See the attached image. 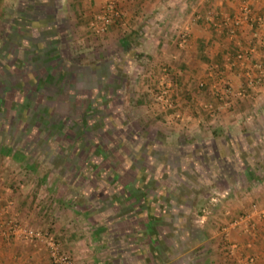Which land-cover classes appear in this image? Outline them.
<instances>
[{"label": "crops", "instance_id": "crops-1", "mask_svg": "<svg viewBox=\"0 0 264 264\" xmlns=\"http://www.w3.org/2000/svg\"><path fill=\"white\" fill-rule=\"evenodd\" d=\"M115 2L119 15L104 29L106 38L117 41L125 31V38H145L146 43L160 46L174 42L173 31L188 28L193 45L212 50L205 57L215 62L231 60L225 65H234L226 74L229 87L233 91L242 87L249 95L230 96L228 105L217 104L215 115L200 121L201 127L207 128V143L195 145L183 163V158L177 160L176 155L157 158L154 149H135L134 157L129 155L131 160L127 161L128 153L118 154L116 147L123 140L134 139L113 132L115 119L108 129L109 145L120 164L107 165L110 149L99 151L103 145L96 143L101 136L90 139L74 131L58 133L53 110L59 100L57 78L62 75L58 66L63 63L57 52L58 28L70 26L76 33L85 26L90 30L97 0H0V25L7 28L0 41V120L13 111L19 122L24 124L29 118L31 127L45 130L40 135L37 131L32 135L14 134L23 140L19 154L42 158L45 163L41 167L12 163L9 152L0 154V211L10 201L9 211L15 218L49 231L60 250L71 257L72 264H201L196 261L198 255L194 261L186 258L190 251L187 246L192 243V239H187V167L201 174L202 167L214 160L216 166L212 162L210 165L221 172L222 182L237 173L239 181L231 183V196L220 202L226 201L230 206L228 218L251 207L264 208V82L254 86L241 84L242 77H249V67L257 70L258 80L264 81V0ZM241 7L250 10L249 19L257 21L261 17L263 23L255 22L257 28L243 22L234 25ZM80 11L83 15L76 18ZM5 15L8 18L3 19ZM223 18L232 19L230 31L235 36L231 37L230 31L219 32L220 21L216 20ZM235 44H250L245 48L250 56L240 55ZM201 51H181L178 57L185 62H198L205 58ZM76 67L73 72L78 74L84 70L79 64ZM104 107L107 111L105 104ZM191 156L194 161H187ZM176 161L179 174L168 165ZM26 171L29 173L22 177L20 173ZM156 175L166 176L165 181L156 180ZM174 177H178L177 182ZM6 216H0V264H51L41 244L23 241L7 232ZM198 217L202 222L206 216ZM255 220L252 233L230 223L224 228L225 235L229 241L235 233L255 240L260 237L261 247H245L244 253L257 251L256 263L264 264V217ZM236 243L243 245L244 241ZM237 256L233 260L242 264Z\"/></svg>", "mask_w": 264, "mask_h": 264}, {"label": "rangeland", "instance_id": "rangeland-1", "mask_svg": "<svg viewBox=\"0 0 264 264\" xmlns=\"http://www.w3.org/2000/svg\"><path fill=\"white\" fill-rule=\"evenodd\" d=\"M113 1L116 6L117 3L115 0ZM97 4L99 5V0H97ZM97 9L98 6L94 7L91 14L94 15ZM248 13H250V10ZM240 14L241 9L236 19L238 23L234 25L239 26V23L243 22L250 27L257 28V22L263 23V18L261 17L257 21H254L252 18L240 20ZM82 15L83 13L80 11V14H76V18ZM5 18H8L7 15L3 19ZM216 22L220 23L218 28L219 32L226 34L227 31H230L232 19H217ZM6 30V27L0 25V41L5 37ZM57 32V52L62 57V61L68 62L70 66L75 67L74 65L79 64L83 67L84 64L92 65L93 63H97V61L100 63L114 61L113 64L116 65V69L117 67L119 69L121 67L124 76L123 79L118 81L120 83L118 89L119 113H117V123L115 124L113 132L118 133L123 138L126 136L133 137L135 142L142 143L139 150L142 149L144 150L143 152L154 149L157 158L161 155L163 159H168L176 155L177 160L183 158V161L181 160V163H183L184 157H187V153L191 149H194L193 147L195 145L207 143L205 138L208 136L205 134L207 128L206 126L201 127L202 123L200 121L212 118L215 115L217 104L227 103L226 105H228L233 96L249 95V92L246 93V90L242 87L237 91H233L229 87L230 84L227 82L228 77L226 74L234 68V65L229 66L230 68H226L225 65L227 62H231V60L224 59L215 62L210 59L211 57H205L204 55H210L209 51L212 50H210V47L203 49L200 45H193V39L189 36L188 28L173 31V35L176 34L174 42L160 46L146 43L145 38L143 39L144 41L125 38L124 35L127 34L125 31L122 33L123 36L117 41L106 38L108 35L104 34L105 31L94 32V30L86 29V26L82 27L81 31H77L79 33H76L75 29L70 26L65 28L59 27ZM230 33L231 37L236 34L231 31ZM235 45H237L235 49L238 50L237 52L240 55H249L248 52H245V48L251 47L250 44L246 47L241 46V44ZM240 46L242 48H239ZM196 47H198L197 50H195ZM191 50L193 53L202 50V56L205 58L198 60V62H195L193 59L185 62L186 59L181 60L182 57H178L181 51L185 53ZM174 54L175 57H171ZM200 62L202 65H200ZM256 71L252 67H249V77L247 79H243L242 77L241 84L245 82L247 85L254 86L259 85L260 82H264L262 79L258 80L256 78V76H259L256 75ZM249 79L251 80L250 83L248 82ZM115 82L117 83V81ZM226 87L230 88L229 92L224 91ZM63 103L64 101L60 100L58 102L60 104L59 107H63L59 109L58 106H55L53 108L55 112L54 120L59 125L61 124L60 127L59 125L56 126L57 132L63 133L65 130H68L72 134L73 132L70 128L72 127L77 130L78 134L80 133L86 138V134L91 128L84 124H77L78 120H74V115L77 113L76 108L70 109L68 105ZM68 110L71 112L69 113ZM89 112H92V110H89ZM189 115L190 117H188ZM16 118L18 119L13 114V111H11L3 119L4 122L0 120L1 156L8 155L9 152V158L12 160V163H18L24 166L29 164H36L37 167L42 166L45 163L41 161L43 160L42 158L38 156H27L25 158L19 154L18 147L23 143V140L19 139V137L16 139V135L14 134L32 135L36 133L35 131L37 129L36 127L30 126L29 118L24 124ZM37 132L40 135L45 133V130L42 129L40 131L38 129ZM100 134V136L103 135V133ZM104 137L103 135L102 138L104 139ZM134 140L130 138L123 140V143L116 147L118 154L128 153L126 155L127 161L131 160L129 155H133L134 157ZM109 149L110 156H108L107 161L110 162L107 165L118 166L120 163L116 161L117 155L114 154L111 146ZM165 154H168V156H165ZM188 160L189 162L194 161L192 156L188 157ZM210 162L216 166V161H208L209 164H205L202 167L201 174L198 171H194L192 167H187L186 169L184 186L186 188L185 195L187 198L185 207L188 209L187 239L190 241L192 239V243L187 246L190 251L186 254V258L194 261L195 256L198 255L196 261H200L201 264H233V261L234 264H237L233 260L234 255H238L237 259H241L248 252L244 253L245 247L247 249L250 247L257 249L256 246L261 247L258 241L260 237L255 240L250 236H246V234L241 235L235 233L236 236L232 237V240H228L229 236L225 235L224 228L232 223L235 217L243 215L248 210L246 209L244 213L240 212L237 216L228 218L227 209L230 206L226 205V201L222 202L224 204L220 202L223 198L225 200V197L231 196L234 190L231 183L239 181V178L237 173H233L227 180L222 182V178L224 177H221V172H218L216 170L217 168H213V164L210 165ZM0 164H2L1 159ZM168 165H171L169 167L172 171L176 174L178 173L177 170L180 166H178L177 161L175 164L168 163ZM211 167L212 169L210 170ZM28 173L26 171L20 173V175L23 177ZM124 176L122 177L127 179ZM165 178L166 176L163 177L161 175H156L155 177L156 180L161 179L164 181ZM174 178L177 182L178 177ZM200 215L206 216L202 222L199 220L200 217H198ZM237 240L244 241L243 245L236 243ZM231 243L236 244V247L230 251L229 245ZM209 245L212 246L209 247ZM190 246L191 249H189ZM256 252H251L255 256V259L256 255L254 253Z\"/></svg>", "mask_w": 264, "mask_h": 264}, {"label": "flooded vegetation", "instance_id": "flooded-vegetation-1", "mask_svg": "<svg viewBox=\"0 0 264 264\" xmlns=\"http://www.w3.org/2000/svg\"><path fill=\"white\" fill-rule=\"evenodd\" d=\"M113 63L114 61H106L105 63L97 61V63H93L92 65L84 64V70L79 71V74L76 73L75 70L73 72V69L77 68L76 65H74L75 67L70 65L67 66V64L63 62L59 63L58 66V68L61 69L62 75L57 78L58 84H60L58 90L59 100L57 101L63 100V104L68 105L70 109H75L76 107L77 113L74 115V120H78L77 124H84L91 128L86 134L88 138L91 139L93 136H100V133H103L105 136L104 139L102 135L101 138L96 140L97 142L95 141L96 143H100V146L103 145L99 151L109 150V148L107 149L110 144L108 129L112 123H115V119L118 118L117 113H119L118 89L120 83L118 81L123 79L124 74L121 71V67L120 69L117 67V69L111 70L112 68H116V65ZM72 72L76 73L78 76L76 74L72 75ZM81 74H83L84 77H80L79 75ZM63 81L65 82L63 83ZM115 81H117V83ZM71 84L73 86H70ZM64 85H67V87ZM58 102L56 104L60 109L63 106L59 107L60 104H58ZM82 103H85V105H81ZM76 104H78L79 107H77ZM104 104L107 108H110L108 111L105 110ZM80 107L83 108L80 109ZM89 110H92V112H89ZM68 112L70 113L71 111L68 110ZM70 128L72 132H77V130L72 127ZM113 128H115V124ZM81 133H83V131H81ZM139 143L140 142H135L134 140V150L139 149L142 144L140 143L139 145ZM108 152L109 151H107V153ZM165 156H168V154H165ZM109 162L110 161L106 159L105 164ZM157 188L158 186H156V189Z\"/></svg>", "mask_w": 264, "mask_h": 264}, {"label": "built area", "instance_id": "built-area-1", "mask_svg": "<svg viewBox=\"0 0 264 264\" xmlns=\"http://www.w3.org/2000/svg\"><path fill=\"white\" fill-rule=\"evenodd\" d=\"M248 12L249 10L247 7H242L239 17L240 20L248 18ZM118 15L119 10L115 7L113 0H99L98 9L89 24L90 30H94V32L104 31V29L107 27V24L114 21ZM235 23L237 24L238 21L236 20ZM199 85H201V83H199ZM229 90V87L224 89L226 92H229ZM9 209H11L10 201H8L5 207L0 211V216L3 214L8 215L5 217L4 224L6 225L7 232L9 234L18 237L23 241L41 244L45 248L51 264H72L71 257L66 252L60 250L57 241L55 240L54 236L49 233V231L33 228L27 223L16 219L15 215L11 213ZM259 217H264V208L258 210L255 207H251V209L246 213L235 218L231 224L240 225L243 231L252 233L254 230V220L255 218ZM235 247L236 245L231 243L229 245V250L231 251ZM240 262L242 264H257L255 256H253L251 253L245 254V256L241 258Z\"/></svg>", "mask_w": 264, "mask_h": 264}, {"label": "trees", "instance_id": "trees-1", "mask_svg": "<svg viewBox=\"0 0 264 264\" xmlns=\"http://www.w3.org/2000/svg\"><path fill=\"white\" fill-rule=\"evenodd\" d=\"M116 6H117V5H116ZM116 6H115V7H116ZM102 32H103V31H102Z\"/></svg>", "mask_w": 264, "mask_h": 264}]
</instances>
